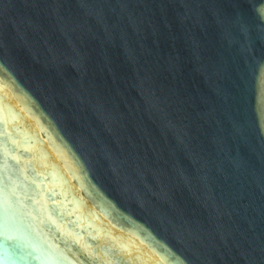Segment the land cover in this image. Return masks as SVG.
I'll use <instances>...</instances> for the list:
<instances>
[{
	"label": "water",
	"instance_id": "obj_1",
	"mask_svg": "<svg viewBox=\"0 0 264 264\" xmlns=\"http://www.w3.org/2000/svg\"><path fill=\"white\" fill-rule=\"evenodd\" d=\"M0 264H264V0H0Z\"/></svg>",
	"mask_w": 264,
	"mask_h": 264
}]
</instances>
